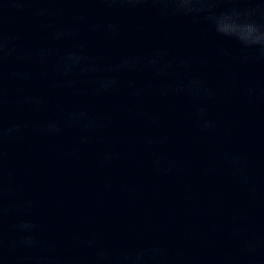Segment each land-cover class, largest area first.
<instances>
[{"label": "clouds", "instance_id": "9594fccd", "mask_svg": "<svg viewBox=\"0 0 264 264\" xmlns=\"http://www.w3.org/2000/svg\"><path fill=\"white\" fill-rule=\"evenodd\" d=\"M106 3H131L138 4L143 3L145 0H105ZM152 3L159 6V11L163 16L168 15H181L202 17L209 25L212 26L214 31L222 37L229 38L236 41L241 47L242 60L247 61L250 57V53H258L253 58L257 61H264V19L258 20L257 13L264 8L261 7H249L239 8L235 5L240 0H151ZM227 2L232 4V7L226 8L223 11H217V5ZM247 3H258V0H246ZM106 29L110 32L118 30V25L109 23ZM65 35H75V33L57 32V38H61ZM8 50V42L0 35V63H2L5 55H10ZM43 57L45 52H41ZM139 62V58H126L121 61L120 64L109 67V71L127 69L135 66ZM148 63L157 68L160 75H166V69L168 65L160 63V55L152 57ZM181 63L187 67L188 61H181ZM60 68L65 75L72 72L74 69L79 68L81 71H96L97 67L91 57L70 52L65 54L61 58ZM99 88L107 90L116 84L114 79H105L98 82ZM177 91H187L189 94L198 96L200 94H210V90L204 86V82L201 79L194 78L185 84L179 82L176 85ZM254 89H249V95L254 94ZM2 108L3 101L0 99V144H2L5 136L11 137L18 134L21 131L20 125H11L7 128L2 123ZM200 116L203 117L206 114V109L201 107L199 109ZM70 119L74 120H87V114L84 112L71 113ZM200 126L204 130H208L214 127V122L210 120L202 119ZM49 132L58 131V126L55 123H50L47 126ZM224 159H230L234 166L239 170L240 160L236 156L224 155ZM159 163V162H157ZM246 182V181H245ZM3 192L2 186H0V193ZM30 206V205H28ZM5 209L0 206V218H2ZM19 232L23 233L20 237V243L27 248H32L37 244L35 238L30 234L38 227L36 224L25 221L15 226ZM91 247L95 241L88 240L85 242ZM249 251L255 250V245L247 246ZM3 249V239L0 235V251ZM97 256L101 260L108 258V254L100 251ZM164 257V249L158 246L150 247L139 250L135 253L116 254L114 257L115 264H160V261Z\"/></svg>", "mask_w": 264, "mask_h": 264}]
</instances>
